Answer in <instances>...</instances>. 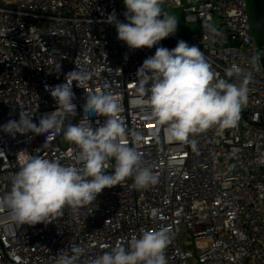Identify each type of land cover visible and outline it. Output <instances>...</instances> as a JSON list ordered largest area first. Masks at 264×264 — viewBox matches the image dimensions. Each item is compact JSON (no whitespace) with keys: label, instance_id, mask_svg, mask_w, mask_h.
Returning <instances> with one entry per match:
<instances>
[{"label":"built area","instance_id":"2783aa9c","mask_svg":"<svg viewBox=\"0 0 264 264\" xmlns=\"http://www.w3.org/2000/svg\"><path fill=\"white\" fill-rule=\"evenodd\" d=\"M166 9L180 12L185 29L178 25L153 48L132 50L117 38L115 25L104 22L113 11L127 22L123 0H0V125L19 120L21 111L38 124L57 108L46 85L64 83L78 67L92 75L84 88L73 82L77 114L70 122L83 119L87 94H111L126 129L121 142L135 146L158 177L144 189L128 178L103 189L93 211L65 209L48 224L19 225L0 207V264H56L60 253L71 254L72 245L86 249L78 260L86 264L114 246H126L141 230L161 227L171 238L167 264H264V59L253 2L164 0ZM206 22L216 31H208ZM180 40L199 47L220 78L229 79L225 70L233 64L251 74L237 125L191 134L195 151L174 139L150 109L130 103L143 61L157 47L171 50ZM105 119L89 117L94 128ZM133 132L142 137L138 143ZM45 141V135L13 137L0 130V197L11 190L26 155L76 164L79 148L63 133ZM114 166L112 158L108 174Z\"/></svg>","mask_w":264,"mask_h":264},{"label":"clouds","instance_id":"9594fccd","mask_svg":"<svg viewBox=\"0 0 264 264\" xmlns=\"http://www.w3.org/2000/svg\"><path fill=\"white\" fill-rule=\"evenodd\" d=\"M123 2L127 22L118 20L115 11L104 22L115 25L117 38L129 49H151L176 33L179 22L174 15L164 12V0ZM204 27L216 31L211 23L206 22ZM91 75L76 67L66 74L64 83L46 85L57 108L41 116L38 124L21 111L19 120L0 125V130L13 137L33 133L45 135V142L63 133L67 141L79 148L73 165L39 155L23 158L13 175L11 190L0 197V207H7L12 220L19 225L51 223L64 215L65 209L74 214L84 207L93 211L92 206L103 189L120 185L128 178H133L140 189L158 183V177L151 167L145 166L137 148L121 142L126 129L118 116L120 106L111 94H87L83 119L77 124L70 122L77 114L73 82L84 88ZM225 75L229 79L220 78L199 47L180 40L171 50L157 47L155 54L143 61L136 72V95L130 103L150 109L151 116L166 125L174 139L190 143L195 151L197 144L195 140L189 141L191 134L213 126L218 130L235 127L248 103L251 74H245L244 69L233 64L225 70ZM233 77L241 80L239 85L229 82ZM93 115L106 119L102 124L97 121L99 126L94 128L89 121ZM131 135L134 143L142 139L139 133ZM112 158L114 171L108 174V161ZM170 243L167 228L141 230L140 236L133 235L126 246H114L88 259L86 264H167L165 249ZM85 255V248L72 245L71 254L60 253L56 264H78Z\"/></svg>","mask_w":264,"mask_h":264},{"label":"water","instance_id":"95a60500","mask_svg":"<svg viewBox=\"0 0 264 264\" xmlns=\"http://www.w3.org/2000/svg\"><path fill=\"white\" fill-rule=\"evenodd\" d=\"M258 43L264 59V0H252Z\"/></svg>","mask_w":264,"mask_h":264},{"label":"rangeland","instance_id":"374dc122","mask_svg":"<svg viewBox=\"0 0 264 264\" xmlns=\"http://www.w3.org/2000/svg\"><path fill=\"white\" fill-rule=\"evenodd\" d=\"M165 12L170 14V15H174L177 18L178 22H179L178 25H180V29H182V30L185 29V26H184V24L181 21V16H180V12L179 11H172V10L166 9Z\"/></svg>","mask_w":264,"mask_h":264}]
</instances>
